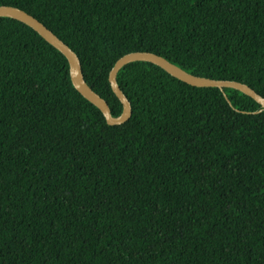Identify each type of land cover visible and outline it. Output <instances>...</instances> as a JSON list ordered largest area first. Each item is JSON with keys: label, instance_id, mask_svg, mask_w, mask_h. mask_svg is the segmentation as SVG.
Masks as SVG:
<instances>
[{"label": "trees", "instance_id": "trees-1", "mask_svg": "<svg viewBox=\"0 0 264 264\" xmlns=\"http://www.w3.org/2000/svg\"><path fill=\"white\" fill-rule=\"evenodd\" d=\"M110 72L132 52L264 97V0H0ZM108 124L67 57L0 18V264H264V109L149 62L118 75Z\"/></svg>", "mask_w": 264, "mask_h": 264}, {"label": "water", "instance_id": "water-1", "mask_svg": "<svg viewBox=\"0 0 264 264\" xmlns=\"http://www.w3.org/2000/svg\"><path fill=\"white\" fill-rule=\"evenodd\" d=\"M3 17L15 19L31 27L67 57L74 86L86 99L103 112L110 125H122L128 122L133 115L132 104L118 83V75L125 66L134 62H149L155 64L164 69L171 76L195 87H213L223 91L225 88L239 90L256 100L264 109V97L247 84L238 81L217 80L197 76L175 65L161 55L152 52H132L120 58L110 72L109 79L112 89L124 107L122 115L115 117L112 114L109 103L87 83L82 62L78 54L69 45L61 40L44 23L20 8L7 5L0 6V18Z\"/></svg>", "mask_w": 264, "mask_h": 264}]
</instances>
